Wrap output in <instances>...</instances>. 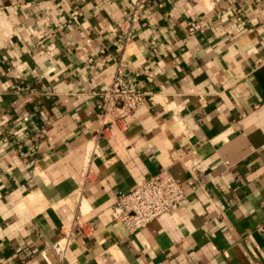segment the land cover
Segmentation results:
<instances>
[{
  "label": "crops",
  "instance_id": "1",
  "mask_svg": "<svg viewBox=\"0 0 264 264\" xmlns=\"http://www.w3.org/2000/svg\"><path fill=\"white\" fill-rule=\"evenodd\" d=\"M133 1L0 0V264H264V0ZM117 71L146 97L112 124ZM161 170L184 199L129 234Z\"/></svg>",
  "mask_w": 264,
  "mask_h": 264
},
{
  "label": "built area",
  "instance_id": "2",
  "mask_svg": "<svg viewBox=\"0 0 264 264\" xmlns=\"http://www.w3.org/2000/svg\"><path fill=\"white\" fill-rule=\"evenodd\" d=\"M141 2L134 0L131 8L125 13L129 24L137 22L142 9ZM204 26L205 23L199 21L189 28V33L193 34ZM145 97L143 90L137 88L132 80L123 79L120 71H117L110 86L98 93L100 117L112 124L124 123L135 115V111L145 102ZM88 177L87 169L83 173V181ZM183 199L184 193L180 183L167 170H161L137 183L128 194L121 195L113 206V211L127 232L133 234L147 227L158 217L175 211ZM80 223L78 215L67 228L63 238L52 245L60 261L65 259L67 247L74 240V233Z\"/></svg>",
  "mask_w": 264,
  "mask_h": 264
}]
</instances>
